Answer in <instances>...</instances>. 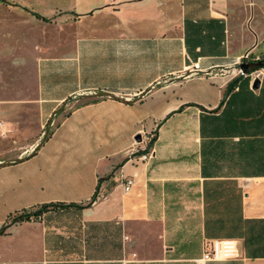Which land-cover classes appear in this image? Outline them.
I'll list each match as a JSON object with an SVG mask.
<instances>
[{
  "label": "crops",
  "instance_id": "1",
  "mask_svg": "<svg viewBox=\"0 0 264 264\" xmlns=\"http://www.w3.org/2000/svg\"><path fill=\"white\" fill-rule=\"evenodd\" d=\"M102 7L106 32L80 23L43 51L38 129L0 154V264H264V78L226 95L240 59L264 57V0ZM27 107L11 100L0 142ZM222 239L239 257L205 261Z\"/></svg>",
  "mask_w": 264,
  "mask_h": 264
},
{
  "label": "rangeland",
  "instance_id": "2",
  "mask_svg": "<svg viewBox=\"0 0 264 264\" xmlns=\"http://www.w3.org/2000/svg\"><path fill=\"white\" fill-rule=\"evenodd\" d=\"M4 1L0 0V123L4 124L0 127L1 138L6 137L5 123L13 128L11 100H20L24 95L28 109L16 118L17 129L8 134L7 145L0 142V154L10 153L13 147L7 146L14 144L19 135L38 129L36 66L43 51L66 41L77 24H92L94 32H106L108 23L102 14L107 0ZM36 13L53 20L48 23L37 18ZM252 75L239 73L247 84L253 81Z\"/></svg>",
  "mask_w": 264,
  "mask_h": 264
},
{
  "label": "built area",
  "instance_id": "3",
  "mask_svg": "<svg viewBox=\"0 0 264 264\" xmlns=\"http://www.w3.org/2000/svg\"><path fill=\"white\" fill-rule=\"evenodd\" d=\"M261 61L260 57H255L254 54H252V52L248 51V53H246L245 56H243L240 59V63L245 62V63H249V62H258ZM239 73H242V70H240ZM253 80L255 78H260L263 79L264 78V71H260L257 73H254L252 75ZM51 126H54L53 120L50 122ZM0 126H2V124L0 123ZM151 142H149L147 148L141 152H137L136 154L133 155V160L136 162H148L149 160L152 159L153 157V146L151 145ZM135 150V149H134ZM124 188H125V192L130 191L134 185H135V179L134 178H130V177H126L124 178ZM108 197V194L105 190H103L102 185L100 184L96 195H95V200H104ZM239 257V249H238V244L236 243L235 240H231V239H222V240H214L212 242H210V244H208V249L204 255V260H223V259H228V258H236Z\"/></svg>",
  "mask_w": 264,
  "mask_h": 264
},
{
  "label": "trees",
  "instance_id": "4",
  "mask_svg": "<svg viewBox=\"0 0 264 264\" xmlns=\"http://www.w3.org/2000/svg\"><path fill=\"white\" fill-rule=\"evenodd\" d=\"M3 2H5L4 0H2ZM37 18L39 19H43L44 21L50 23L52 22L53 19H50V18H47V17H41L39 14H35ZM243 76H240L239 78H237L236 80H234V82L230 85L226 95H228L231 90H234L233 88H235V85L238 83V80L242 79ZM97 100H92L90 101V103L92 102H96ZM153 142H151V145L153 146ZM93 202H95V198H93L92 200ZM93 202L90 204L92 205ZM60 205H57V204H47V205H42L41 207H39L38 209H36L35 211H32L31 213H27V212H23V213H20V214H16V216H10V222L12 224H16V223H19V222H25V221H31L33 218L34 219H42V216L48 212V210L52 209V208H55V207H58ZM64 206V205H63ZM66 206V205H65ZM74 207H76V205H72ZM79 207H82V206H79ZM78 207V208H79Z\"/></svg>",
  "mask_w": 264,
  "mask_h": 264
},
{
  "label": "water",
  "instance_id": "5",
  "mask_svg": "<svg viewBox=\"0 0 264 264\" xmlns=\"http://www.w3.org/2000/svg\"><path fill=\"white\" fill-rule=\"evenodd\" d=\"M240 70H242L244 75H252L254 73L264 71V60L258 62H249V63H242L239 65ZM262 80L260 78H255L253 81V89L259 90L261 88ZM137 141H142V136L137 138Z\"/></svg>",
  "mask_w": 264,
  "mask_h": 264
}]
</instances>
